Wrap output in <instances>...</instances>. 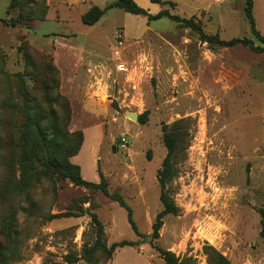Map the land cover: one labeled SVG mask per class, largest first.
<instances>
[{"label":"rangeland","instance_id":"obj_1","mask_svg":"<svg viewBox=\"0 0 264 264\" xmlns=\"http://www.w3.org/2000/svg\"><path fill=\"white\" fill-rule=\"evenodd\" d=\"M114 1L20 0L9 9V0H0V241L10 220L20 254L11 264H67V253L78 258L73 264H89L82 254L95 241L92 213L107 246L138 243L107 260L96 252V264H164L158 248L188 264H209V252L229 264H264L257 213L264 206V51L211 48L189 28L119 8L106 9L94 25L81 22L85 6L103 9ZM134 1L152 15L167 10L191 19L207 35L262 46L245 18V0ZM253 17L264 37V0H253ZM25 54L38 74L49 61L57 81L33 84ZM93 82L99 89L92 106L84 98ZM28 97V113L55 114L71 132H83L71 162L86 181L98 183L100 172L108 194L130 208L137 233L125 209L97 189L57 176L17 188L20 171L12 160ZM174 122L184 135L164 191L177 212L163 217L154 237L162 210V127ZM121 138L129 140L126 151L118 148ZM8 178L16 187L5 196ZM65 212L71 216L49 218Z\"/></svg>","mask_w":264,"mask_h":264},{"label":"trees","instance_id":"obj_2","mask_svg":"<svg viewBox=\"0 0 264 264\" xmlns=\"http://www.w3.org/2000/svg\"><path fill=\"white\" fill-rule=\"evenodd\" d=\"M154 3V0H150ZM20 6V0H9L8 8L13 9ZM119 8L131 15H141L146 17L148 21H155L161 18H166L176 24L195 31L199 35V39L203 43H207L209 47L231 48L234 46L247 47L256 52L264 51V37L256 29L255 20L253 17V0H245L244 15L248 20L249 28L252 35L262 43V46L254 44L253 40L247 37L232 38L222 40L217 35L205 34L201 27L191 19L181 18L177 15L170 14L167 10H161L152 15L145 9L139 7L134 0H116L103 9L97 6H91L81 16V22L85 25H94L103 16L106 9ZM18 21L13 20L10 26L14 27ZM25 65L31 74V81L34 83L50 82L51 84L57 81L56 70L49 61L43 63V69L39 74L36 73V66L32 58L25 54ZM48 76V77H47ZM22 93V91H21ZM60 97V96H58ZM29 102H25L24 122L20 130V134L14 144L16 149L15 158L13 157L12 164L16 163L20 171V179L16 184L18 189L30 187L32 183L38 182L41 178H50L57 176L61 179H68L75 186H83L86 188H94L101 191L111 200L116 201L120 207L126 211L128 224L133 232L137 233L133 220L131 218L130 208L124 203L122 198L117 194H108L107 184L104 181L100 172L98 173L99 182H89L82 178L80 167L71 162V158L78 154L81 149L84 137L81 131H70L67 121L59 118L57 115L49 112L30 111V101L32 98H27ZM138 122L143 124L144 116H138ZM183 132L178 128V122L172 123L170 126L162 127V142L166 149L165 157L163 158L161 168L157 173V182L160 187V202L162 210L156 215L152 225L153 235L157 236L163 224V217L167 214H175L177 209L172 201L166 196L164 191L166 184L175 176L173 169V159L178 151V148L183 139ZM15 183L11 179H7L2 193L8 196L15 190ZM260 219L259 236L264 240V206L257 209ZM63 216H71L70 212L64 214L50 215L49 218H60ZM91 226L95 234V241L90 246H84L82 257L89 264L98 262L95 253H100L106 260L111 257L116 249L124 247H135L137 242L121 240L107 246L102 241V226L95 214H90ZM2 240L0 241V264H11L20 258L18 248L15 246V231L11 230L10 220L4 222L1 227ZM160 253L164 264H188V262H179L174 254L157 249ZM209 264H229L228 260L216 252H209ZM78 261V258L73 256V253H67L63 256V262L73 264ZM57 264V263H52Z\"/></svg>","mask_w":264,"mask_h":264},{"label":"crops","instance_id":"obj_3","mask_svg":"<svg viewBox=\"0 0 264 264\" xmlns=\"http://www.w3.org/2000/svg\"><path fill=\"white\" fill-rule=\"evenodd\" d=\"M90 8V6L88 5V6H85L84 7V9H83V12H82V14H84L88 9ZM96 80H99V79H97V77H96ZM96 84H97V82H93L92 84H90L89 85V87L86 89V91H85V101H84V99H83V101L84 102H86L87 103V105H95L94 103H95V99H94V94L98 91V89H99V87H97L96 86ZM91 86V87H90ZM82 145H83V143H82ZM82 147V146H81ZM80 172H81V169H80ZM83 178V177H82ZM97 180V179H96ZM95 179L93 180L94 181V183H95V181H96Z\"/></svg>","mask_w":264,"mask_h":264},{"label":"built area","instance_id":"obj_4","mask_svg":"<svg viewBox=\"0 0 264 264\" xmlns=\"http://www.w3.org/2000/svg\"><path fill=\"white\" fill-rule=\"evenodd\" d=\"M122 38H123L122 34L117 35V42H118L119 46H121V44H122V42H121ZM114 55H115V57L119 56L118 50L114 52ZM128 142H129V140L127 138H121L119 145H118V148L122 151H126Z\"/></svg>","mask_w":264,"mask_h":264},{"label":"water","instance_id":"obj_5","mask_svg":"<svg viewBox=\"0 0 264 264\" xmlns=\"http://www.w3.org/2000/svg\"><path fill=\"white\" fill-rule=\"evenodd\" d=\"M130 117L134 119L135 121L138 120V116L136 114H130ZM145 240H148V237H145Z\"/></svg>","mask_w":264,"mask_h":264},{"label":"bare ground","instance_id":"obj_6","mask_svg":"<svg viewBox=\"0 0 264 264\" xmlns=\"http://www.w3.org/2000/svg\"><path fill=\"white\" fill-rule=\"evenodd\" d=\"M104 98V97H103Z\"/></svg>","mask_w":264,"mask_h":264}]
</instances>
